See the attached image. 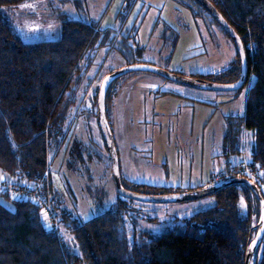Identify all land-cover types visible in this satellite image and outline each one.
Instances as JSON below:
<instances>
[{
  "label": "rangeland",
  "instance_id": "obj_1",
  "mask_svg": "<svg viewBox=\"0 0 264 264\" xmlns=\"http://www.w3.org/2000/svg\"><path fill=\"white\" fill-rule=\"evenodd\" d=\"M191 5L192 9L177 0H34L4 13L28 43L58 40L61 14L98 24L102 31L97 42L103 48L88 81L94 90L102 85L101 73L118 71L127 63L152 65L186 78L230 70L237 55L235 44L200 7ZM254 82L255 77L250 76L237 92H215L186 87L148 72L118 78L114 84L120 88L115 93L119 96L116 107L123 112L114 117L111 103L108 111L122 179L185 193L217 185L224 180H216L219 173L229 166L248 165L255 141L247 131L243 155L229 159L222 147L226 117L245 115ZM85 103L75 110L76 121L67 144L60 148L52 138L50 146L54 205L59 214L66 209L72 220L81 222L126 199L117 191L112 159L98 122V105L90 94ZM4 179L10 177L0 169V183ZM0 201L14 209L13 202ZM214 204L212 196L182 203L130 200L126 230L132 239L142 232L161 234ZM69 224L63 221L59 234L66 248L79 254Z\"/></svg>",
  "mask_w": 264,
  "mask_h": 264
},
{
  "label": "trees",
  "instance_id": "obj_2",
  "mask_svg": "<svg viewBox=\"0 0 264 264\" xmlns=\"http://www.w3.org/2000/svg\"><path fill=\"white\" fill-rule=\"evenodd\" d=\"M32 1L0 0V169L10 177L8 182L25 180L42 186L61 223L70 222L69 229L80 253L66 248L59 232L47 228L40 205L13 200L0 183V199L14 204L12 210L0 201V264H245L261 219L260 204L247 186L225 187L212 195L213 207L177 222L161 234L142 232L134 239L125 225L128 199L87 222L72 220L66 209L63 215L59 214L51 180V139L55 138L60 148L66 145L76 121L75 110L86 104L89 94L97 104L100 85L93 90L88 81L103 48L97 42L102 30L96 23L61 14L58 40L28 43L4 10ZM177 1L190 9L191 3L200 7L233 42L195 0ZM209 1L243 42L247 80L256 76L248 93L245 115L226 117L223 155L229 159L243 155L246 131L253 136L250 173L242 178L258 185L264 197V0ZM108 32H104L102 42ZM236 52L233 67L226 73L191 78L222 84L238 81L242 63L237 49ZM113 72L99 74L100 83ZM117 80L112 82L107 95L109 122L108 105L120 89L114 86ZM89 107L93 108L91 104ZM241 167L229 166L226 171ZM123 185L130 191L149 195L181 193L173 188L124 180ZM256 252L254 264H264V238Z\"/></svg>",
  "mask_w": 264,
  "mask_h": 264
},
{
  "label": "water",
  "instance_id": "obj_3",
  "mask_svg": "<svg viewBox=\"0 0 264 264\" xmlns=\"http://www.w3.org/2000/svg\"><path fill=\"white\" fill-rule=\"evenodd\" d=\"M195 1L199 3L213 17V19L220 25V27L231 37L238 51L242 63V73L240 79L230 84L203 82L195 78H186L184 76L172 74L166 70L160 69L152 65H147V64L127 65L125 68L115 71L104 78L102 85L100 87L99 96L97 100L98 122L103 132L106 146L109 150L112 159L113 174H114V180L117 187V191L120 196L128 200L145 202V203H182L187 201H196L212 196L215 193H217L219 190L225 187H229L231 185H242L249 187L254 197L258 200L261 208V219L258 225L259 232L255 237V239L249 245L246 254V262H245V264H254L256 250L264 238V197L260 191V188L253 181L247 178L234 177V178L224 179L223 181H221L220 183H218L213 187H208L205 189H200L185 193L149 195V194H142V193L130 191L126 189L123 185L116 141L107 115V95L110 85L114 80L133 72L153 73L169 81L178 83L180 85L190 87L193 89L203 90V91L237 92L246 85L247 71H248L247 56H246L245 47L243 45L240 36L235 32V30L229 25V23L223 18L220 12L209 0H195Z\"/></svg>",
  "mask_w": 264,
  "mask_h": 264
},
{
  "label": "built area",
  "instance_id": "obj_4",
  "mask_svg": "<svg viewBox=\"0 0 264 264\" xmlns=\"http://www.w3.org/2000/svg\"><path fill=\"white\" fill-rule=\"evenodd\" d=\"M250 169L245 165L239 169H233L229 172L219 173L216 180H223L226 177H242L244 174H249ZM1 188L9 191L13 200H24L42 207L43 220L48 229L59 232L61 225V218L52 207L49 195L43 192L42 186L36 183L23 181L16 183L12 180L4 179L1 183Z\"/></svg>",
  "mask_w": 264,
  "mask_h": 264
},
{
  "label": "crops",
  "instance_id": "obj_5",
  "mask_svg": "<svg viewBox=\"0 0 264 264\" xmlns=\"http://www.w3.org/2000/svg\"><path fill=\"white\" fill-rule=\"evenodd\" d=\"M122 89V88H121ZM120 94H121V91H120ZM161 94V93H160ZM165 94H168V93H164V94H161V95H165ZM118 97L119 96H116V98L113 100V102L111 103V106H112V108H113V112H114V117H116V118H118L119 117V115H120V113H122L123 112V109H122V112H120L119 113V107H116V105L117 104H119V102H117V100H118ZM243 154H244V150H243ZM127 182H130L129 180L127 181ZM154 186H156V185H154ZM195 188H202V187H192L191 189H195Z\"/></svg>",
  "mask_w": 264,
  "mask_h": 264
},
{
  "label": "bare ground",
  "instance_id": "obj_6",
  "mask_svg": "<svg viewBox=\"0 0 264 264\" xmlns=\"http://www.w3.org/2000/svg\"><path fill=\"white\" fill-rule=\"evenodd\" d=\"M250 46V45H249ZM248 46V47H249ZM250 48V47H249ZM246 50V49H245ZM254 75V74H253ZM256 77V76H255ZM248 78V77H247ZM248 81V80H247ZM248 83V82H247ZM246 86V85H245ZM244 178V177H243ZM258 186V185H257ZM47 188V187H46ZM249 188V187H248ZM50 190V189H49ZM250 190V189H249ZM49 192H52L51 190L49 191ZM259 209H260V207H259ZM256 234V233H255ZM256 236V235H255ZM252 237V236H251ZM152 240V239H151ZM252 241V240H251ZM143 242V241H142ZM140 243V242H139ZM250 243V242H249ZM63 244V243H62ZM64 245V244H63ZM141 245H143V243H141ZM257 253V252H256ZM256 264V263H255Z\"/></svg>",
  "mask_w": 264,
  "mask_h": 264
}]
</instances>
